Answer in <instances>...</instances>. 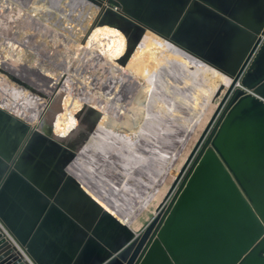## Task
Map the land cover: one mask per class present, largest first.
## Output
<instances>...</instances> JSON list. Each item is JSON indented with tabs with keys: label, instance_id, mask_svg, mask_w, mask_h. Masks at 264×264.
Instances as JSON below:
<instances>
[{
	"label": "water",
	"instance_id": "obj_1",
	"mask_svg": "<svg viewBox=\"0 0 264 264\" xmlns=\"http://www.w3.org/2000/svg\"><path fill=\"white\" fill-rule=\"evenodd\" d=\"M87 1L231 82L165 207L138 231L66 171L68 142L0 108L1 224L33 264H264V0ZM13 248L0 232V264Z\"/></svg>",
	"mask_w": 264,
	"mask_h": 264
},
{
	"label": "bare ground",
	"instance_id": "obj_2",
	"mask_svg": "<svg viewBox=\"0 0 264 264\" xmlns=\"http://www.w3.org/2000/svg\"><path fill=\"white\" fill-rule=\"evenodd\" d=\"M106 5L0 0V108L68 142L61 145L76 157L66 163L61 153L59 162L132 227L169 175L176 179V163L231 79ZM40 33L68 52L38 40ZM141 96L140 114L131 106ZM109 118L134 127L106 125ZM73 135L84 139L77 150Z\"/></svg>",
	"mask_w": 264,
	"mask_h": 264
},
{
	"label": "rangeland",
	"instance_id": "obj_3",
	"mask_svg": "<svg viewBox=\"0 0 264 264\" xmlns=\"http://www.w3.org/2000/svg\"><path fill=\"white\" fill-rule=\"evenodd\" d=\"M68 1V0H66ZM69 9V8H67ZM48 23L52 24V19H50L48 21ZM74 22L73 24L75 25ZM90 28H92L93 26V22L89 23ZM56 28V26H54ZM87 30L83 36H82V41L79 42L80 45H82L84 43L85 38L88 35V32H90V30ZM20 36H24V33L20 32ZM45 39V40H44ZM38 40L40 41H44L46 43H48V45L52 48L53 45L56 46V48L59 51H65V53L68 52V49L65 46H60L59 44L62 43L64 44L63 41H61L59 44L56 41H51V37H48L47 35H42V33H40V36L38 37ZM74 48H76L78 45H76V43L72 44ZM29 60H32V58L29 57ZM35 61V60H34ZM24 63V62H23ZM28 65H32L37 67L38 63L32 64L31 61H29L27 63ZM13 82L16 83V81L12 80ZM28 91H31L28 89ZM226 91V88H222V90L220 91V94H215L214 95V99L212 102V105L209 107V109L206 111L203 120L201 121L200 125L198 126V128L196 129V131L192 134L191 139L189 141L188 146L186 147V149L184 150V152L182 153L181 158L179 159V161L176 163L175 165V169L176 170H180V168L183 166L187 156L189 155L191 149L193 148V146L195 145L196 141L198 140L199 136L201 135V133L203 132L204 128L206 127L211 115L214 113V110L218 104V102L220 101V98L223 97L224 93ZM143 100V97L141 96L137 101L133 102L131 108L133 107V109L135 111H139V113L141 114L142 110H141V102ZM182 113H180L181 115ZM128 115V114H127ZM130 118V117H129ZM106 125L112 126V127H117L119 125L121 126H126V127H130L133 128L134 125L131 122V119H129L128 121L125 120H116L114 118H109L106 120V122H104ZM175 179V175L170 174L169 178L167 179V181L165 182V184L162 187L161 192L159 193V195L155 198V200L152 202V204L150 205V207L148 208V210H145L144 213H142L138 219L132 224V227L135 228V230H141L145 227V225H147V223L151 220V218L153 217L154 213H156V209L158 208V205L163 201L165 195L167 194L172 182Z\"/></svg>",
	"mask_w": 264,
	"mask_h": 264
},
{
	"label": "built area",
	"instance_id": "obj_4",
	"mask_svg": "<svg viewBox=\"0 0 264 264\" xmlns=\"http://www.w3.org/2000/svg\"><path fill=\"white\" fill-rule=\"evenodd\" d=\"M0 232L3 234V236L11 243L13 248L12 253H15V255L20 258L21 260H24V262H28L30 264H33V262L30 260L24 249H22L19 244L15 241V239L9 234V232L5 229V227L0 222ZM6 253V263L11 264L14 263V257L13 254L8 252V250L5 251Z\"/></svg>",
	"mask_w": 264,
	"mask_h": 264
}]
</instances>
